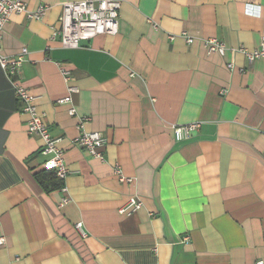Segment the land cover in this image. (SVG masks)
I'll use <instances>...</instances> for the list:
<instances>
[{
	"label": "crops",
	"instance_id": "0c3cea01",
	"mask_svg": "<svg viewBox=\"0 0 264 264\" xmlns=\"http://www.w3.org/2000/svg\"><path fill=\"white\" fill-rule=\"evenodd\" d=\"M23 1L46 12L12 14L2 54L27 50L19 83L69 174L49 192L36 181L42 141L26 133L0 69V264L264 263V62L237 52L264 40V0H114L117 34L73 50L51 28L64 3L82 0ZM210 38L223 56L206 52ZM60 68L76 88L73 116L56 103L67 95ZM196 122L193 139L174 141L172 126ZM80 132L105 138L103 162L71 144ZM114 166L133 182H119ZM130 197L141 207L120 214Z\"/></svg>",
	"mask_w": 264,
	"mask_h": 264
},
{
	"label": "built area",
	"instance_id": "2783aa9c",
	"mask_svg": "<svg viewBox=\"0 0 264 264\" xmlns=\"http://www.w3.org/2000/svg\"><path fill=\"white\" fill-rule=\"evenodd\" d=\"M46 7L38 6L34 10H29L23 0H0V38L3 27L8 18L12 14L22 15L28 20H40L46 12ZM120 4L114 0H82L79 2L64 3L61 6V12L57 19V28H51V39H57L60 46L66 50L78 48L83 40H91L97 36H113L118 32ZM187 44H191L194 40L187 34L182 33ZM174 36H169L172 41ZM203 47L208 54H217L223 56L227 50L225 45L213 38L203 40ZM237 52L241 53L245 59L251 63L254 61L264 62V40L257 49L247 50L238 48ZM27 50L23 48L17 57H8L2 54L0 46V69L10 84L12 93L17 101L22 104L20 111L25 114L28 119L25 124L26 133L30 136H37L42 141L41 155L47 159L43 164L44 170L50 171L52 175L63 182L68 176L69 170L64 162V150L58 146L59 140L53 138L49 131L44 117L37 111L35 105V97L24 88L18 80L19 70L24 62V55ZM232 69V65L227 66ZM64 83L67 85V95L56 100L57 104L68 105V115L73 116L75 110L72 107L71 95L76 92V88L69 85L70 73L63 69H59ZM224 93V92H222ZM200 128L199 123H191L182 126H172L173 137L175 142L189 141L195 137ZM106 140L99 132H80L78 136L71 140V144L82 149L88 156L104 161L103 148ZM113 175L119 182L132 183V179L123 175L118 166H114ZM68 203L67 198H63L59 202V207H63ZM141 202L134 197H130L119 209L120 214L130 213L141 207ZM75 229L81 233V224L75 225ZM188 238H184L183 242H187ZM4 243V239L0 238V245ZM253 264H264L261 261Z\"/></svg>",
	"mask_w": 264,
	"mask_h": 264
},
{
	"label": "trees",
	"instance_id": "16d2710c",
	"mask_svg": "<svg viewBox=\"0 0 264 264\" xmlns=\"http://www.w3.org/2000/svg\"><path fill=\"white\" fill-rule=\"evenodd\" d=\"M35 178L44 192L53 191L62 187V183L57 180L50 171L47 170L36 174Z\"/></svg>",
	"mask_w": 264,
	"mask_h": 264
}]
</instances>
